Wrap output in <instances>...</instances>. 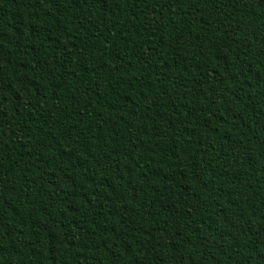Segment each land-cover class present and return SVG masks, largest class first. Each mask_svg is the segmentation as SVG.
<instances>
[{
    "label": "trees",
    "instance_id": "obj_1",
    "mask_svg": "<svg viewBox=\"0 0 264 264\" xmlns=\"http://www.w3.org/2000/svg\"><path fill=\"white\" fill-rule=\"evenodd\" d=\"M0 264H264V0H0Z\"/></svg>",
    "mask_w": 264,
    "mask_h": 264
}]
</instances>
